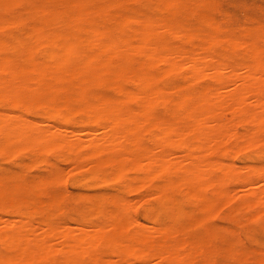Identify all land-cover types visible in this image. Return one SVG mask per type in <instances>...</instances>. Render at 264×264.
I'll list each match as a JSON object with an SVG mask.
<instances>
[{"label": "bare ground", "instance_id": "1", "mask_svg": "<svg viewBox=\"0 0 264 264\" xmlns=\"http://www.w3.org/2000/svg\"><path fill=\"white\" fill-rule=\"evenodd\" d=\"M143 1L0 0V153L32 160L0 169V213L16 215L0 217V264H214L206 247L170 236L225 202L264 215V163L217 158L264 143V20L234 27L221 0H156L163 15L144 21ZM171 75L179 81L161 82ZM52 151L96 181L124 180L123 191L147 184L166 221L149 210L140 223L129 199L104 192L80 194L97 223L54 222V186L73 171ZM38 163L45 172L29 174ZM225 251L228 264H264V250Z\"/></svg>", "mask_w": 264, "mask_h": 264}, {"label": "rangeland", "instance_id": "2", "mask_svg": "<svg viewBox=\"0 0 264 264\" xmlns=\"http://www.w3.org/2000/svg\"><path fill=\"white\" fill-rule=\"evenodd\" d=\"M155 1L156 0H144L143 1L144 3L141 6L142 8L141 10H143L144 12L141 11V15L143 13L144 14L141 16V19H143L147 15V13L154 14V15H161V16L163 15V13L160 12L157 7V4H156L157 1L156 2ZM258 3L260 6L258 5ZM253 6L257 7L255 8V10L253 9L254 10L253 12L254 13L257 12L256 13L257 15H255L251 10ZM221 7H222V11L225 17L226 18L229 17V21L234 27L244 25L246 22H249L251 18L253 19L251 21H253L254 23L259 21L260 19L264 20V14H263L264 13V0H221ZM246 7H248L247 10H246ZM188 20L194 24H199L200 22V21L195 20L193 17L189 18ZM217 21L222 22V20H217ZM254 35L255 34H252L251 36L253 37L252 39H255ZM234 36L236 37L237 35H234ZM158 37H162V36L158 35ZM178 37H181V35H178ZM162 38H170V37L169 35H165ZM257 38H258V35L256 34V39ZM177 81H179L178 76L171 75V76H167L163 78L161 82L162 83H174ZM108 91L109 90L107 89V92ZM41 113H42V109L41 110L38 109L36 110L35 113L30 114V117L35 119L38 116H40ZM82 116H83L82 114H75L74 120L80 121L83 118ZM244 127L245 125H243L242 123H239L237 125V129L239 131H242ZM75 128H79V127L76 126ZM230 145H226V147ZM247 146L245 145V149L241 147L240 150L239 149L237 150L238 152L228 150V149L224 150L225 148L224 146V148H222L224 151L219 152L217 154V158L223 162L232 161L237 166L239 165L238 167H240V165L244 167L245 165H249L250 163H251L250 165H256V164L260 165V163H262L263 165L264 163V143H258L255 145L253 144L252 146L249 145L250 147L249 146L247 147ZM174 151L179 152V148L175 147ZM235 152H236V155H235ZM9 155L10 153L9 154L0 153V169L1 170L6 169V168L13 169L16 171L23 170L25 165L31 164L32 162L28 152L25 150L15 152L14 154L11 153V157H9ZM44 156L48 160H51V162H55L57 163V165L59 164L60 165L59 167L65 168V169L61 168L62 170L63 169L66 170V168L68 171L69 169L70 171L71 169L72 171L74 170L72 165L70 168L69 162L67 161L64 162L62 159L59 160L57 158V153L55 151L48 152ZM45 169H46V165L44 163L43 164L38 163L37 165H34L33 167H31L28 171H29V174L33 175L35 173L34 175L36 176V175L44 173ZM64 172H66V175L63 174L65 176L64 178L62 177L63 181L58 182V184L54 186V189L56 191H60L63 193L62 199L59 201L57 206L53 207L51 210L52 219L56 223H60V224L64 223V224H69V225L72 224L71 225L72 227L73 226L77 227V224L97 223L101 219V215L97 211H94V209L90 207V204L88 203V201L84 199L83 197H81L80 194L100 195V194H103L104 192L118 193L124 196L127 200L129 199V202H131L130 212L139 222L141 221L140 223L144 222V224L147 223L148 225L152 223L151 220L145 217V212L149 210L154 211L156 215L155 218L157 221L162 222V223L166 221L167 214L163 210H161L162 208H161L159 200L155 196L153 197V196L146 194V193H149V191L151 190L150 186H148L147 184L142 185L141 187V184L137 183L135 187L140 186L139 189L136 187L137 190H135L134 188V190H124L123 191L122 188H123L124 180L108 179L106 182L96 181L94 178H92L89 175L86 169L75 170L68 174H67V171H64ZM78 180L80 182H75ZM144 195H146L147 197H145ZM142 197H145V198H142ZM133 200H134V203L136 204L134 205L135 207L133 206V203H132ZM225 203H223L224 205L223 207L220 204L221 208L218 205V207L220 208L219 210L215 209L217 207L216 206L214 209L217 211L212 210L213 214L212 213L211 215L209 214L210 216L208 220L203 225H194V226L188 225L186 229L184 230L185 232L177 233V234L174 233L170 237L171 238L173 237L172 240L175 242L179 241L178 242L179 245L186 247V248H189L193 244H199V245L206 247L210 251L209 255L212 258L214 264H228L232 262V259L226 254V251H225L226 248L227 249L229 248V246L242 250L243 255H247V254L249 255L254 250L259 251V252L261 250H264V215H262L259 218H253V217L250 218L252 216L251 215L252 211L250 209L238 208L232 202H228L226 204ZM154 206L156 207L154 208ZM248 215L250 217H248ZM2 216L16 217V215L14 214L0 213V217ZM43 216L44 215L42 214H38L35 217L36 219L35 221L37 222L41 221L44 218ZM70 217L72 218L71 221H70ZM73 219H75L76 221ZM206 227L214 228L219 233H205ZM262 252L263 251H261V253ZM196 264H203L201 258L197 260Z\"/></svg>", "mask_w": 264, "mask_h": 264}]
</instances>
